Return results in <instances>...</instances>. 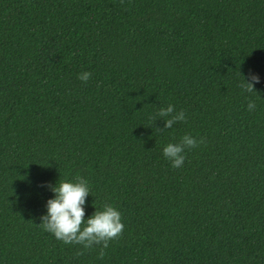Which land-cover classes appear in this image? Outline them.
Instances as JSON below:
<instances>
[{
  "label": "trees",
  "instance_id": "obj_1",
  "mask_svg": "<svg viewBox=\"0 0 264 264\" xmlns=\"http://www.w3.org/2000/svg\"><path fill=\"white\" fill-rule=\"evenodd\" d=\"M77 176L122 214L103 259L39 225ZM0 264H264V0H0Z\"/></svg>",
  "mask_w": 264,
  "mask_h": 264
},
{
  "label": "clouds",
  "instance_id": "obj_2",
  "mask_svg": "<svg viewBox=\"0 0 264 264\" xmlns=\"http://www.w3.org/2000/svg\"><path fill=\"white\" fill-rule=\"evenodd\" d=\"M91 75L90 72H83L78 78L87 83ZM240 75L243 78L240 87L248 93H258L254 85L260 82L259 76L250 73L246 78L241 72ZM255 107L254 101L250 100L248 110L253 111ZM150 119L153 123L158 119L163 120L164 129L160 130H165L185 122L187 117L183 110L177 112L174 105L169 104L166 108H161L156 117ZM203 142V138L197 140L192 135L185 134L178 142L168 143L163 148V156L171 162L173 168H181L186 159V151L198 147ZM50 190L55 194V198L47 201V214L41 217L42 222L39 225L66 245H81L83 249L100 246L98 258L103 259L109 243L123 234L125 225L122 223L121 212L105 204L102 210H95L85 219L84 206L91 190L88 181L81 176H77L75 182L57 183Z\"/></svg>",
  "mask_w": 264,
  "mask_h": 264
}]
</instances>
